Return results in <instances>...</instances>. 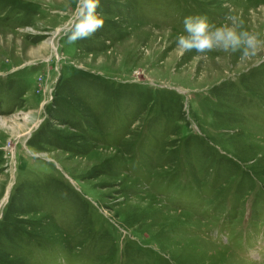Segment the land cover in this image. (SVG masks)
<instances>
[{
	"label": "rangeland",
	"instance_id": "1",
	"mask_svg": "<svg viewBox=\"0 0 264 264\" xmlns=\"http://www.w3.org/2000/svg\"><path fill=\"white\" fill-rule=\"evenodd\" d=\"M77 4L0 0V264H264V47L176 45L264 0Z\"/></svg>",
	"mask_w": 264,
	"mask_h": 264
},
{
	"label": "clouds",
	"instance_id": "2",
	"mask_svg": "<svg viewBox=\"0 0 264 264\" xmlns=\"http://www.w3.org/2000/svg\"><path fill=\"white\" fill-rule=\"evenodd\" d=\"M99 0H78V14L74 27L67 34L68 43L88 39L104 25L97 14ZM183 31L176 37V45L181 55L195 52L206 55L216 50L240 52L241 59L250 58L264 47L255 32L243 27V21L235 15H227L220 24L210 23L206 16L188 15L183 19Z\"/></svg>",
	"mask_w": 264,
	"mask_h": 264
},
{
	"label": "bare ground",
	"instance_id": "3",
	"mask_svg": "<svg viewBox=\"0 0 264 264\" xmlns=\"http://www.w3.org/2000/svg\"><path fill=\"white\" fill-rule=\"evenodd\" d=\"M2 127H4V124L2 123Z\"/></svg>",
	"mask_w": 264,
	"mask_h": 264
}]
</instances>
